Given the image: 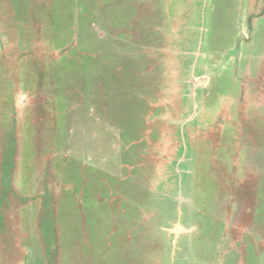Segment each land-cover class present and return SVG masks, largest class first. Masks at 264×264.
I'll return each instance as SVG.
<instances>
[{
    "label": "rangeland",
    "instance_id": "374dc122",
    "mask_svg": "<svg viewBox=\"0 0 264 264\" xmlns=\"http://www.w3.org/2000/svg\"><path fill=\"white\" fill-rule=\"evenodd\" d=\"M262 52L264 0H0V264H264Z\"/></svg>",
    "mask_w": 264,
    "mask_h": 264
},
{
    "label": "crops",
    "instance_id": "0c3cea01",
    "mask_svg": "<svg viewBox=\"0 0 264 264\" xmlns=\"http://www.w3.org/2000/svg\"><path fill=\"white\" fill-rule=\"evenodd\" d=\"M262 54H264V52H262L261 53V56H260V54L258 55L259 57L258 58H263V55ZM257 56V55H256Z\"/></svg>",
    "mask_w": 264,
    "mask_h": 264
}]
</instances>
